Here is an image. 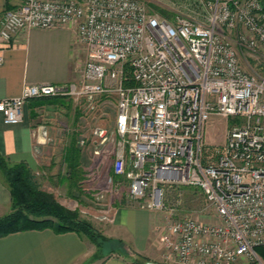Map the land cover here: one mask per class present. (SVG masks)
I'll return each mask as SVG.
<instances>
[{"label": "built area", "instance_id": "obj_1", "mask_svg": "<svg viewBox=\"0 0 264 264\" xmlns=\"http://www.w3.org/2000/svg\"><path fill=\"white\" fill-rule=\"evenodd\" d=\"M14 1L0 14V40L74 26L87 57L77 80L25 84L20 96L1 100L4 124H20L33 99L72 96L88 112L114 96L113 171L129 180L130 196L163 211L165 188L192 186L216 213L204 223L170 209L165 258L264 264L256 252L264 245L262 0H169L172 10L158 0ZM212 116L239 122L215 162L205 145Z\"/></svg>", "mask_w": 264, "mask_h": 264}, {"label": "crops", "instance_id": "obj_2", "mask_svg": "<svg viewBox=\"0 0 264 264\" xmlns=\"http://www.w3.org/2000/svg\"><path fill=\"white\" fill-rule=\"evenodd\" d=\"M14 3V0H0V14ZM0 56L3 58L0 65L1 101L20 96L25 84L77 80L87 52L78 41L74 26H68L46 30L23 29L9 43L0 40ZM40 112L38 106L29 101L23 121L17 125L4 124L0 113V152L10 164H26L35 176H42V189L56 197L57 185H63L64 181L61 167H67L72 144L63 140L52 121L41 122ZM70 187L72 192L68 196L76 193L75 187ZM57 200L70 207L69 202ZM10 207L11 192L0 177V216L7 214ZM161 226V217L151 210L117 208L103 234L107 239L121 241L122 244L105 259L96 261L95 247L83 235L45 229L0 237V264L157 263L161 262V255L157 251L160 242L156 233L157 229H162Z\"/></svg>", "mask_w": 264, "mask_h": 264}, {"label": "rangeland", "instance_id": "obj_3", "mask_svg": "<svg viewBox=\"0 0 264 264\" xmlns=\"http://www.w3.org/2000/svg\"><path fill=\"white\" fill-rule=\"evenodd\" d=\"M158 1L168 10H172L174 7L169 0ZM248 64L252 63L249 61ZM30 102L37 105L41 111L42 118L39 119L41 122L52 121L57 125V131L63 140L67 143L71 142L72 146L81 152L77 169L70 168L68 164L66 168L61 167L64 181L63 185H57L56 197L69 202L68 206L70 207L66 208L79 212L80 220L89 223L95 231L94 234L101 236V238L96 237L95 241L84 236L95 247L96 261L114 254L116 245L104 240L103 230L112 220V215L117 208H144L161 217L163 226H161V230L157 229L156 233L160 242L157 251L161 255V262L157 263L160 264H179L172 259L165 258L167 252L163 239L173 221L170 209L175 211L174 214L191 216L204 223L216 222L215 211L208 206L204 194L198 188L186 185L165 188L166 209L159 211L147 206L148 199H133L130 196V182L126 177L119 176L116 179L113 176V163L118 140L116 132L117 107L114 96L99 98L96 102L97 108L88 112L84 111L86 104L84 105L81 99L72 96L38 98ZM237 123L239 122L233 118L221 116L210 118L205 131L207 161H216L214 150L225 143L230 129ZM58 146L56 145V147ZM71 175H79L82 181L74 186L76 193L68 196L72 192L70 185L73 179L69 177ZM35 180L40 186L43 183L42 176H35ZM101 218L104 219L101 221Z\"/></svg>", "mask_w": 264, "mask_h": 264}, {"label": "trees", "instance_id": "obj_4", "mask_svg": "<svg viewBox=\"0 0 264 264\" xmlns=\"http://www.w3.org/2000/svg\"><path fill=\"white\" fill-rule=\"evenodd\" d=\"M162 13L170 16L167 11ZM80 158L79 150L72 146L69 160L66 162L70 168L77 169ZM79 175L69 176L73 179L70 181L71 185L77 186V183H81ZM113 176L116 179L119 177L114 172ZM0 177L11 192L10 211L0 216V237L30 230L51 229L57 233L77 232L93 241L96 237L101 238L100 235L94 234L95 231L89 223L80 220L79 212L66 208L58 202L53 193L43 190L26 164L12 165L1 152ZM104 240L116 245L114 251L122 244L121 241L113 242L106 237ZM256 252L264 262V245L257 247Z\"/></svg>", "mask_w": 264, "mask_h": 264}, {"label": "water", "instance_id": "obj_5", "mask_svg": "<svg viewBox=\"0 0 264 264\" xmlns=\"http://www.w3.org/2000/svg\"><path fill=\"white\" fill-rule=\"evenodd\" d=\"M263 4H264V0H262ZM147 264H160V263H155V262H149ZM255 264H259V263H255Z\"/></svg>", "mask_w": 264, "mask_h": 264}]
</instances>
